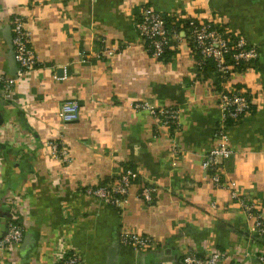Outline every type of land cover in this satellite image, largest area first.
Instances as JSON below:
<instances>
[{
  "label": "crops",
  "instance_id": "crops-1",
  "mask_svg": "<svg viewBox=\"0 0 264 264\" xmlns=\"http://www.w3.org/2000/svg\"><path fill=\"white\" fill-rule=\"evenodd\" d=\"M146 3L163 15L220 18L259 57L219 90L213 76L198 75L182 33L169 59L146 51L136 27ZM14 15L25 20L39 66L10 98L0 94V236L13 200L24 227L23 242L2 253L7 264H62L67 250L82 264H183L192 251L223 252L220 264H264L240 202L255 203L264 220V0H0V72L17 77L8 40ZM104 47L115 51L103 56ZM238 86L251 91L253 109L228 128L235 154L218 187L204 160L222 120L220 92ZM73 98L80 116L66 122L61 108ZM142 100L179 108L178 128L159 129L135 108ZM52 141L62 142L67 160ZM124 164L139 176L120 210L88 189L118 179ZM142 184L154 186L152 204L139 196ZM125 229L156 244L125 246Z\"/></svg>",
  "mask_w": 264,
  "mask_h": 264
},
{
  "label": "built area",
  "instance_id": "built-area-1",
  "mask_svg": "<svg viewBox=\"0 0 264 264\" xmlns=\"http://www.w3.org/2000/svg\"><path fill=\"white\" fill-rule=\"evenodd\" d=\"M223 25L224 22L220 18L210 19L208 22L203 20L197 22V19L192 17L188 22H183L180 25V30H170L167 27L164 15L147 3L140 8V13L136 20V27L142 45L147 52L155 57H162L166 50L172 46L174 39L181 37L182 33L184 39L190 44H194L191 47L194 54L200 55V59L197 58L195 61L196 67L202 66L206 59L214 60L217 72L223 80L221 84L224 86L234 73L245 72L253 68L259 57V49L243 36L236 35L234 38L230 36L229 30H224ZM186 26L188 28H185ZM11 27L14 57L17 63V77L0 72V94L4 99L10 98L16 89L19 78L30 75L39 66V60L32 47L31 34L26 28L24 18L14 15L11 20ZM114 51L112 48L104 47L101 55L113 54ZM253 100L254 96L248 88L241 90L224 89L220 92L219 105L222 110V120L216 131L215 143L204 160L205 171L209 172L210 179L218 187L225 185L221 180L222 170L220 168L225 161L235 154V149L229 141V124L227 121L231 119L234 123H239L251 111ZM135 108L137 110H148L156 120L159 129L178 128L180 125L179 108L157 107L151 102L143 100L136 102ZM80 111V102L75 98L69 99L62 105L61 117L66 122L75 121L79 118ZM49 145L54 154L65 160L68 159L67 149L62 142L52 141ZM138 176L139 172L136 168L123 169L119 178L115 181L104 185L99 183L94 187H90L88 192L104 202L123 210L130 201L131 189ZM232 185H235V183L233 182ZM154 192L155 188L152 184H142L139 196L152 204ZM233 196L237 199L235 192ZM240 202L253 221L250 227L251 233L256 239L263 241L258 256L264 262V220L257 211L258 206L255 203L241 200ZM14 203L15 200H13V206L10 209L7 228L0 236V264H7L2 257V253L14 250L24 239V227L20 222L19 215L20 208ZM120 240L123 245L138 251L147 250L156 244L155 239L152 237L128 229L122 232ZM225 255V253L220 251H212L207 254L192 251L183 256L182 262L183 264H220V262L225 260ZM82 258L79 253L67 250L62 257L61 263L82 264Z\"/></svg>",
  "mask_w": 264,
  "mask_h": 264
},
{
  "label": "trees",
  "instance_id": "trees-1",
  "mask_svg": "<svg viewBox=\"0 0 264 264\" xmlns=\"http://www.w3.org/2000/svg\"><path fill=\"white\" fill-rule=\"evenodd\" d=\"M164 17L166 19L167 27L170 30H175V31L180 30V25L183 22H186V21L188 22L190 20V18H192V16L185 15V14L182 15V16H176V15H173V14H171V15L170 14H164ZM196 19H197V22L202 21L201 19H199L197 17H196ZM203 21L204 22H208L209 19H203ZM187 26L185 28H188ZM223 27H224V30L225 29L228 30V28H227V26L225 24L223 25ZM221 30L223 31V29H221ZM229 35L232 36L233 38L236 36L235 34L231 33V31H230ZM193 45L194 44L191 43L190 44V47H193ZM196 56H197L198 59H200V55L199 54L196 55ZM163 57L166 58V59H169L170 58L169 50H166L165 54L161 58H163ZM202 64H203L202 66H200L199 68H197L198 75L200 77H202L204 80H208L209 78H212V76H213V78L215 79V82H216L215 84L217 85V88L219 90H221L222 89L221 83H222L223 80H222L221 76L219 75V73L217 72V67H216L215 61L212 60V59H206ZM243 88H246V87H243V86H238L237 87L238 90H241ZM227 122H228L229 126L232 125V124H234L233 120H231V119H228ZM123 168L124 169H128V168H134L135 169L134 165H128V164H124L123 165ZM136 180L137 179H135V181ZM110 182L111 181L106 180V181L102 182L101 184L104 185V184H107V183H110ZM259 241L263 242L262 240H259Z\"/></svg>",
  "mask_w": 264,
  "mask_h": 264
},
{
  "label": "water",
  "instance_id": "water-1",
  "mask_svg": "<svg viewBox=\"0 0 264 264\" xmlns=\"http://www.w3.org/2000/svg\"><path fill=\"white\" fill-rule=\"evenodd\" d=\"M12 39H13V35H12V27L10 26V33H9V45H10V52H11V56L13 58L14 61V68H13V73L16 74L17 73V63L15 61V57H14V50H13V44H12ZM2 123V120H0V124Z\"/></svg>",
  "mask_w": 264,
  "mask_h": 264
}]
</instances>
